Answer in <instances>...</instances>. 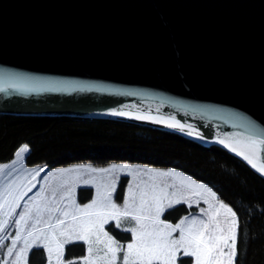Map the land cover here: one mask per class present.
<instances>
[{"label":"water","instance_id":"1","mask_svg":"<svg viewBox=\"0 0 264 264\" xmlns=\"http://www.w3.org/2000/svg\"><path fill=\"white\" fill-rule=\"evenodd\" d=\"M0 87L2 114L113 119L225 149V134L264 131V0H0Z\"/></svg>","mask_w":264,"mask_h":264},{"label":"snow or ice","instance_id":"2","mask_svg":"<svg viewBox=\"0 0 264 264\" xmlns=\"http://www.w3.org/2000/svg\"><path fill=\"white\" fill-rule=\"evenodd\" d=\"M63 86L64 82L55 81L27 85L31 90L48 91H59ZM109 114L129 115L116 109ZM134 118L151 120L180 132L186 127L175 117ZM187 129V135L191 136L192 125H187ZM197 138L203 137L197 133ZM216 143L242 157L264 176V160L261 159L264 131L249 124L246 132L225 134ZM26 152L28 146L24 145L15 153L17 159L11 162L13 169ZM8 167L0 166V175ZM125 169L126 176H131L132 180L127 184L122 204H118L114 197L120 173ZM40 171L32 170L30 180L19 174L14 179L0 180V246L6 238L11 239L0 264H29L33 249L43 250L46 264H184L181 257L192 258V264H237L240 255L237 213L221 202L211 187L180 171L128 165L56 169L44 177L46 182L49 176L57 177L56 182L45 183L35 196L22 204L36 187L34 181ZM142 173L150 174L149 180L141 179ZM81 182L95 189L91 201L83 206L76 198V187ZM193 201L197 205L203 201L208 207L200 208L199 216H185L175 224L162 219L167 209L182 203L191 208ZM122 221L131 223L123 229L131 234V241L126 245L105 230L111 222L119 228ZM12 223L15 235L5 237ZM78 241L87 246V254L79 261L65 259V246ZM121 254L122 262L119 260Z\"/></svg>","mask_w":264,"mask_h":264},{"label":"trees","instance_id":"3","mask_svg":"<svg viewBox=\"0 0 264 264\" xmlns=\"http://www.w3.org/2000/svg\"><path fill=\"white\" fill-rule=\"evenodd\" d=\"M22 144L29 146V166L127 161L179 169L211 186L237 213V264H264V177L219 146L113 119L0 113V163ZM80 250L83 253L82 246ZM38 253L31 252V261Z\"/></svg>","mask_w":264,"mask_h":264},{"label":"rangeland","instance_id":"4","mask_svg":"<svg viewBox=\"0 0 264 264\" xmlns=\"http://www.w3.org/2000/svg\"><path fill=\"white\" fill-rule=\"evenodd\" d=\"M24 145L28 146V144L20 145L18 147V149L15 151V153ZM28 151H29V146H28ZM15 153L11 159L0 163V166H3V165L9 166L8 168H5L3 174L0 175V180L7 181L9 179H14L17 174L22 175V176H26L27 179L30 180L31 179L30 173L32 172V170H34V169H40L41 170L39 175L37 176L36 180L34 181V183L36 184V187L33 188L32 191L28 193V196L25 197V201H22V204L24 202L28 201V199L30 197L35 196L36 193L40 191L41 186L45 185V183L54 184L56 182V180L58 179L57 177L49 176V179L47 182L45 181L44 177L48 176L50 172L55 171L56 169H61V168H74V167H81V166L92 167V168H106V167H110L111 165H117V166L128 165L129 167L140 166L141 168H153V169H157L160 171H167L169 169H172V170L180 171L184 175H188L187 173H185L179 169L172 168V167H155V166H151V165L144 164V163H137V162L131 163V162H127V161H112V162H110L106 165H102V166L95 165L90 161L76 162V163H72L69 165H62V166H57V167H49L43 163L29 166L25 162V158H26V155L28 152L22 154L21 162L15 166V169H13L11 167V162L13 160L17 159ZM126 171H127V169H125L123 172L120 173L121 179H120V182L118 184L117 193L115 194V197H114L118 204H122L123 195L127 189V184L129 181L132 180L131 176H126ZM9 173H12V175L10 176ZM149 175L150 174L142 173L140 175V178L147 181V180H149ZM188 176L190 178L194 179L190 175H188ZM169 179H171V178H169ZM196 181L199 183H204V182L199 181V180H196ZM25 182H27V180H25ZM204 184L208 187H211V186L207 185L206 183H204ZM213 191H215V190L213 189ZM94 195H95V189L93 187H91V185H84L82 182L77 185V187H76V198H77V202L81 206H83L85 203H89ZM220 201L223 203H226L222 199H220ZM207 207L208 206L206 204H204L203 201H200L199 205H197L196 202L193 201L191 208H189L188 205H185L182 203L180 205H175L172 209H167L165 211V213L162 215V219L165 220V222L175 224V223H178L180 221V219L185 217V216H189V217L199 216L200 215V208L206 209ZM19 211H20V209L17 210V213ZM130 226H131L130 222L122 221L120 227L117 228L115 225V222H111L109 225L105 226V230L108 231L109 234L112 235L119 243H121L122 245H126L128 242L131 241V234L123 231V229L130 227ZM4 235H5V237H11V236L15 235L14 223L10 224L7 227V231ZM10 244H11V239L6 238L3 242V245L0 246V261L4 260L5 253L7 251V247ZM72 245H77V246L74 247L71 251H68V248ZM81 246L83 247V253H81V250H80ZM86 247H87L86 245H84L82 242H79V241L74 242V243L69 244V245H66L65 246V259H76L77 261H79V258H81L87 254ZM34 250L39 251V253L32 261L29 257V264H46V256L43 253V250L42 249H33L32 251H34ZM31 252H30V255H31ZM181 259L184 261V264H192V258L181 257ZM119 260L122 262V254L119 257ZM187 260H190V262L186 263Z\"/></svg>","mask_w":264,"mask_h":264}]
</instances>
